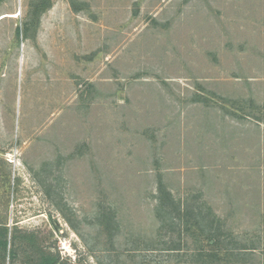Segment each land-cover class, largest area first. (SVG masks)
<instances>
[{
    "label": "rangeland",
    "instance_id": "1",
    "mask_svg": "<svg viewBox=\"0 0 264 264\" xmlns=\"http://www.w3.org/2000/svg\"><path fill=\"white\" fill-rule=\"evenodd\" d=\"M33 1L0 2L9 226L63 264H99L85 241L98 245L96 215L114 209L128 264H169L177 231L157 235L161 180L240 239L261 233L264 0H50L27 30Z\"/></svg>",
    "mask_w": 264,
    "mask_h": 264
},
{
    "label": "trees",
    "instance_id": "2",
    "mask_svg": "<svg viewBox=\"0 0 264 264\" xmlns=\"http://www.w3.org/2000/svg\"><path fill=\"white\" fill-rule=\"evenodd\" d=\"M1 2V0H0ZM72 8L76 11L80 9L76 0H69ZM51 5L50 0H36L31 3V10L28 20L24 25L28 30L37 27L41 14ZM33 27V28H32ZM18 32V27H17ZM195 100L205 101L208 98L201 94L195 95ZM193 98V100H194ZM224 105L222 109L224 110ZM241 110V111H239ZM256 119H264V109H256ZM235 116H248L249 111H244L241 106L235 109L224 110ZM262 114V115H261ZM4 167V172H0V264L14 263L22 254V264H63L60 261L58 252L54 253L38 245L35 232L25 233L20 231L17 224L9 226L8 204L11 191V171L8 169L7 161L0 159ZM158 192L154 196L157 202L154 206L155 216L159 220L157 235L160 236L162 230L168 227V232L177 231L176 236L171 235L170 244L164 248L174 254L172 263L182 261L185 264H264V214L261 220V233L257 236L237 237L230 230L225 228L224 221L210 206H190L181 207L179 202H175L171 191H168L162 181L158 182ZM188 199H186L187 201ZM98 232L95 235L98 245H89L93 251L102 254V259H98L99 264H128V251L132 246H126L125 242L118 241L121 234L120 223L116 220L114 209L100 210L96 215ZM74 231L79 233L75 225ZM104 237V238H102ZM160 243L158 240H154ZM124 244L126 248H122ZM97 246V247H96ZM154 243L150 247H154ZM187 247L185 252L183 249ZM154 249V248H152ZM183 251L184 253H182ZM123 255V257L120 256ZM24 256V259H23ZM169 263V264H172Z\"/></svg>",
    "mask_w": 264,
    "mask_h": 264
}]
</instances>
